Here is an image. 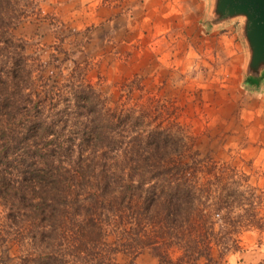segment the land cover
<instances>
[{"label":"rangeland","instance_id":"rangeland-1","mask_svg":"<svg viewBox=\"0 0 264 264\" xmlns=\"http://www.w3.org/2000/svg\"><path fill=\"white\" fill-rule=\"evenodd\" d=\"M204 1H0L35 89H59L56 109L80 80L103 108L131 114L147 131L148 159L128 157L146 177L159 167L160 179L145 187L169 195L144 216L103 225L104 251L117 264H264V83L243 81L240 21L207 29ZM225 200L227 210L211 207ZM10 249L18 251L4 242L0 253Z\"/></svg>","mask_w":264,"mask_h":264},{"label":"trees","instance_id":"trees-1","mask_svg":"<svg viewBox=\"0 0 264 264\" xmlns=\"http://www.w3.org/2000/svg\"><path fill=\"white\" fill-rule=\"evenodd\" d=\"M4 15L0 2V246L10 242L18 251L0 253V264H117L104 251L103 225L117 216L122 226L127 212L144 216L169 195L145 187L160 179L159 167L146 177L128 157L149 153L142 146L147 131L131 114L103 108L80 80L62 90L64 108L56 109L60 101L51 96L59 89H35L24 46L8 34ZM131 140L140 141L139 149ZM155 142L158 152L161 142ZM211 204L232 206L227 200ZM231 220L224 217V223Z\"/></svg>","mask_w":264,"mask_h":264},{"label":"water","instance_id":"water-1","mask_svg":"<svg viewBox=\"0 0 264 264\" xmlns=\"http://www.w3.org/2000/svg\"><path fill=\"white\" fill-rule=\"evenodd\" d=\"M233 20L240 21L238 34L246 51L243 81L259 88L264 83V0H209L203 21L207 29Z\"/></svg>","mask_w":264,"mask_h":264},{"label":"crops","instance_id":"crops-1","mask_svg":"<svg viewBox=\"0 0 264 264\" xmlns=\"http://www.w3.org/2000/svg\"><path fill=\"white\" fill-rule=\"evenodd\" d=\"M204 2H205V7H204V17H203V19H202V22H203L204 19H205V15H206L207 11L209 10V0H205ZM203 25H204V23H203ZM204 26H205V25H204ZM224 26H226V24H225V25H222L221 27H217V28H214V29H211V30L213 31V30H216V29H219V28H223ZM242 66H244V63H242ZM262 83H263V82H262Z\"/></svg>","mask_w":264,"mask_h":264}]
</instances>
